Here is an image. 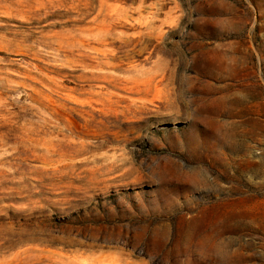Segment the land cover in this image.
Listing matches in <instances>:
<instances>
[{"label":"rangeland","instance_id":"obj_1","mask_svg":"<svg viewBox=\"0 0 264 264\" xmlns=\"http://www.w3.org/2000/svg\"><path fill=\"white\" fill-rule=\"evenodd\" d=\"M0 264H264V0H0Z\"/></svg>","mask_w":264,"mask_h":264}]
</instances>
